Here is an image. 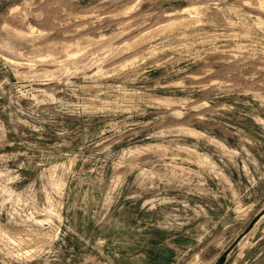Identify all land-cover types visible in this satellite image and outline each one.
I'll return each instance as SVG.
<instances>
[{
    "label": "rangeland",
    "instance_id": "374dc122",
    "mask_svg": "<svg viewBox=\"0 0 264 264\" xmlns=\"http://www.w3.org/2000/svg\"><path fill=\"white\" fill-rule=\"evenodd\" d=\"M0 264H264V0H0Z\"/></svg>",
    "mask_w": 264,
    "mask_h": 264
}]
</instances>
